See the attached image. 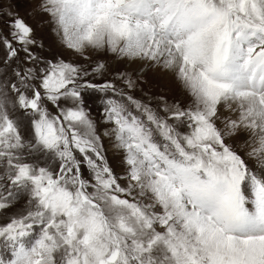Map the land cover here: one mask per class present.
Listing matches in <instances>:
<instances>
[{
	"label": "snow or ice",
	"instance_id": "6c2138e0",
	"mask_svg": "<svg viewBox=\"0 0 264 264\" xmlns=\"http://www.w3.org/2000/svg\"><path fill=\"white\" fill-rule=\"evenodd\" d=\"M0 264H264V0H0Z\"/></svg>",
	"mask_w": 264,
	"mask_h": 264
},
{
	"label": "rangeland",
	"instance_id": "374dc122",
	"mask_svg": "<svg viewBox=\"0 0 264 264\" xmlns=\"http://www.w3.org/2000/svg\"><path fill=\"white\" fill-rule=\"evenodd\" d=\"M32 7V5H25L20 12V15L26 20L27 23H29L32 27L37 29L38 36L42 37L46 46V50L51 51H57L64 53V59L69 61H76L78 63H84V61H79L75 56H73L71 53L67 52L65 49L59 46L58 39L52 33L50 30H48L47 25H43L42 27H38V22L36 19H32L28 16L29 8ZM105 62L109 65V74L105 78H111V74L123 70L126 66L123 63H118L115 58L111 57H105ZM135 67L129 71H135ZM149 78V85H150V93L152 95H158L163 94L168 97L170 101H178L183 105L188 104L189 98L183 94L179 88V85L175 83L173 80H170L167 78V75L164 73H158V72H152L148 74ZM101 82V81H97ZM120 86V85H118ZM146 91H149L148 88L145 89ZM136 96H141L140 92L134 93ZM99 108L98 104L93 105V111L92 116L94 119H99L100 113L96 109ZM109 155L111 156V151L109 152Z\"/></svg>",
	"mask_w": 264,
	"mask_h": 264
},
{
	"label": "bare ground",
	"instance_id": "6f19581e",
	"mask_svg": "<svg viewBox=\"0 0 264 264\" xmlns=\"http://www.w3.org/2000/svg\"><path fill=\"white\" fill-rule=\"evenodd\" d=\"M133 67H134V66H128V70L133 69ZM167 78L170 79V80H173V78H172L171 76H168V75H167ZM173 81H174V80H173Z\"/></svg>",
	"mask_w": 264,
	"mask_h": 264
}]
</instances>
